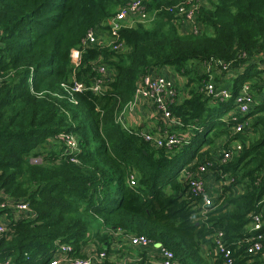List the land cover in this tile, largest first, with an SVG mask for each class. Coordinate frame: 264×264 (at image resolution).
<instances>
[{"label":"trees","instance_id":"obj_1","mask_svg":"<svg viewBox=\"0 0 264 264\" xmlns=\"http://www.w3.org/2000/svg\"><path fill=\"white\" fill-rule=\"evenodd\" d=\"M128 1L0 0V222L11 218L0 237V264H50L61 244L84 256L91 241L113 257L130 235L147 236L182 264H226L213 253L219 231L234 264H264V247L250 253L246 242L264 234V0H200L197 31L184 29L183 16L164 10L187 0H150L149 10L159 15L153 26L126 20L121 52L93 46L75 68L72 50L90 29L108 31V19ZM99 56L113 71L94 91ZM193 61L205 70L189 77L185 96L176 87L170 104L182 123L172 129L188 143L155 147L139 128L124 125L123 112L134 105L144 74L164 65L190 74ZM213 77L217 86L228 82L234 95L249 83L260 103L242 116L233 98L214 102L201 90ZM76 80L85 88L70 100ZM236 115L250 121L238 133ZM62 134L78 137L79 150L68 152L59 140L60 148L46 152L45 143ZM224 150L233 152L226 161ZM207 163L212 165L203 175L215 183L207 185L213 205L203 215L201 198L180 173L186 168L197 175ZM23 202L34 217L15 218V204ZM258 213L263 227L254 231ZM118 230L124 235L117 236ZM135 248L142 259L131 264H152L147 248Z\"/></svg>","mask_w":264,"mask_h":264},{"label":"built area","instance_id":"obj_2","mask_svg":"<svg viewBox=\"0 0 264 264\" xmlns=\"http://www.w3.org/2000/svg\"><path fill=\"white\" fill-rule=\"evenodd\" d=\"M149 1L150 0H130L120 6V8L107 21V32L109 33L108 41L110 42L107 45L104 44L102 46H107L111 50L121 52L125 47L124 42L120 40L119 32L123 22L128 19H131L132 22L136 21V19L137 21L147 20L150 16V10L148 8ZM203 2L204 1L200 0L195 2L193 0H187L183 4L177 5L175 7L166 6L164 7V10H167L173 14H177L178 16H183L185 25L189 23L191 24L192 28L197 31L198 25L195 22L196 12L199 8V5H202ZM162 9L158 10V12L162 11ZM98 29L103 30L100 27L90 29L82 39L80 46L72 50L71 59L75 68H77L81 63L82 55L87 49L99 45ZM101 60L102 58L99 56V59L94 63L99 73L98 78L92 86L94 91H100L106 82V78H110L112 76L113 70L108 68L104 63L101 62ZM223 65L225 68L227 67L226 64ZM213 80L214 77L212 80L206 82L201 90H203L206 96L212 99L214 102L227 101L233 98L236 110L242 116L249 113L255 107V105L260 103L259 98H261V101L264 99V93L258 99L254 96V92L252 91L249 83L244 84L238 94L234 95L231 88L227 86H217L218 84H216ZM1 81L2 77L0 75V83ZM69 88L68 94L70 100H72L74 98V92L82 91L85 88V85L83 82L76 80L74 81L73 85L69 86ZM135 95V99L142 98L152 101L154 104H156L157 110L161 113L160 115L164 122L163 127L160 128L156 133L139 132L146 141L159 148H179L187 142L185 135H182L172 129L174 125L182 124L180 119L174 116L170 109V104L174 102V97L176 95V87L172 79L164 75L155 76L150 72L146 73L139 79ZM239 118L240 116L237 115L233 117L234 121L236 122L234 129L237 133L242 131L249 121H239ZM59 140L62 143H66V150L68 152L73 153L79 150L78 137L62 134L59 137ZM236 148L240 149L241 145L238 144ZM232 154V150H224L223 161L230 159ZM72 160L76 161L75 159ZM39 161L40 159L34 160L35 163ZM211 165L212 163L201 165L197 175L191 173V171L187 169L185 172V180H187L190 186L191 194L201 198L203 215L207 214L209 211V206L213 205V198L208 191L207 185L205 183V177L203 175L207 168ZM129 182L132 186L137 184L135 175L130 176ZM15 205L16 206L14 208L17 210L16 214L19 216V218L34 217V214L31 212L28 203L23 202ZM7 225L8 224H5L4 222L0 223V237L8 231ZM262 227L263 214H254L252 216V229L254 231H260ZM121 234H123L122 230H118L116 232L117 236ZM127 237L132 246L140 248L155 247L157 252L155 251V255L151 260L152 264H182L175 258V255L171 250L153 242L145 235H130ZM214 237L215 248H213V253L215 255L221 254L226 264H234V253L232 248L228 246L227 242L224 240V232L219 231L214 235ZM263 240L264 234L259 232L248 238L246 240L248 243L247 251L250 253L262 251L264 247ZM73 253L74 249L70 244H61L59 246L58 253L50 261V264H58L59 261H63L65 264H120L114 261L112 255L109 256L106 250H93L86 256H74ZM3 264H11V262L6 261ZM122 264H127V262H123Z\"/></svg>","mask_w":264,"mask_h":264},{"label":"crops","instance_id":"obj_3","mask_svg":"<svg viewBox=\"0 0 264 264\" xmlns=\"http://www.w3.org/2000/svg\"><path fill=\"white\" fill-rule=\"evenodd\" d=\"M191 24H187L185 27H183L184 29H190ZM98 39H99V45H107L110 41L109 40V33L105 30H100L98 29ZM102 60L103 57L101 56ZM189 69H190V74H181L178 72V70L176 69L175 66L173 65H164L162 67H155L152 68L150 73H152L155 76H160V75H164L170 79H172V81L174 82L175 87H179L181 89V93L183 94V96H185V94H188V92H185V88H186V81L189 79V77L191 75H194V73L196 71H203L205 70V64L201 63L199 61H193L189 64ZM264 68V67H263ZM231 78L232 75L229 74L228 77L225 78ZM223 80L229 81V79H224ZM219 84H221L219 82ZM229 83L227 82L226 85H228ZM224 84V86H226ZM182 98H180L178 100V97L176 98V102L178 103L179 101H181ZM127 112V124L129 125L130 128L132 127H136L139 128V132L141 133H156L160 128H162L163 126V118L161 117V115H159L156 111V109L154 108L152 102H146L145 99L142 98H137L134 101V105H131L130 107L127 108L126 110ZM182 124L179 125H174L175 127L180 126ZM140 126V127H139ZM180 128V127H178ZM177 128V129H178ZM191 129V128H190ZM180 130V129H179ZM178 131V130H177ZM179 132V131H178ZM193 134V133H192ZM191 134V135H192ZM189 137L186 138V143H188L189 141ZM185 143V144H186ZM184 144V145H185ZM206 149V148H205ZM204 150V149H203ZM202 150V151H203ZM186 172V168H183L181 170L180 175H185ZM206 185H214V177L212 175H209L207 177V179L205 180ZM15 218L18 219L19 216H17V214H15ZM11 219V218H10ZM5 218L3 221H1L0 223H9V220ZM122 245H125V247ZM98 249V247L94 244L93 241H91L83 250L84 256L88 255L91 251ZM138 248H135V246L133 247L132 245H130L129 240H124L123 244L121 243L120 248L113 252V259L114 261H116L117 263L122 264L123 262H127V264L133 263V262H137L138 260L142 259V255L137 253ZM203 250L205 253H210L209 247L207 245L203 246ZM155 247H149L147 248V259L149 261H151L155 255ZM157 252V251H156ZM212 252V250H211ZM58 264H65L63 261H59Z\"/></svg>","mask_w":264,"mask_h":264},{"label":"rangeland","instance_id":"obj_4","mask_svg":"<svg viewBox=\"0 0 264 264\" xmlns=\"http://www.w3.org/2000/svg\"><path fill=\"white\" fill-rule=\"evenodd\" d=\"M158 14H157V12H156V10H150V16H149V18L147 19V20H145V21H143V20H139V22L141 23V24H145V25H147L148 27L149 26H153L154 25V23H155V21L158 19ZM133 23V22H132ZM137 23V22H136ZM135 23V24H136ZM261 66H263L264 67V62H261ZM241 68H237L236 70H233L234 72L236 71V72H238L239 70H240ZM229 75V74H228ZM261 75L263 76V78H264V71L261 73ZM246 84V83H245ZM124 113V115L126 116V118H127V114L125 113V111L123 112ZM234 113V109H232V110H230L228 113H227V115H232ZM122 117H123V115H121ZM127 122L128 121H126L125 122V126L126 127H128L129 128V125L127 124ZM250 121H248V123H249ZM211 133V132H210ZM61 147V143L59 142V139H58V141L57 142H53V143H45V148L44 149H46V152H49L51 149H58V148H60ZM182 147V146H181ZM180 147V148H181ZM206 148V146L203 148V149H205ZM32 161L34 162V159H32Z\"/></svg>","mask_w":264,"mask_h":264},{"label":"clouds","instance_id":"obj_5","mask_svg":"<svg viewBox=\"0 0 264 264\" xmlns=\"http://www.w3.org/2000/svg\"><path fill=\"white\" fill-rule=\"evenodd\" d=\"M259 65H260V66L262 65L261 62H259ZM261 67H263V66H261Z\"/></svg>","mask_w":264,"mask_h":264}]
</instances>
